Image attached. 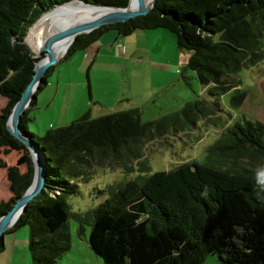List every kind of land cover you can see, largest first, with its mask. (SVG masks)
<instances>
[{
    "label": "trees",
    "instance_id": "obj_1",
    "mask_svg": "<svg viewBox=\"0 0 264 264\" xmlns=\"http://www.w3.org/2000/svg\"><path fill=\"white\" fill-rule=\"evenodd\" d=\"M67 1L0 0V95L7 99L0 110V152H22L26 163V170L20 171L0 159L11 193L0 201V215L30 185L34 173L28 149L6 127L38 60L25 38L42 14ZM84 1L111 7H126L129 2ZM157 28L172 32L177 47L190 53L186 67L211 96L238 91L239 71L264 61V0H154L145 15L77 35L63 58L88 48L109 29L129 35L136 29ZM53 67L46 70L20 120L21 130L42 156L44 186L4 232L28 227L31 264H57L70 249V215L77 219L79 238L85 237L84 224L90 225L87 240L103 264H203L207 256L224 264H264V187L245 172L216 166L214 158H209L214 165L190 160L119 182L115 189L110 185L109 197L98 205L85 213L71 212L68 197L80 190L66 175H85V180L96 163L121 164L129 171L135 160L146 171L149 166L139 158L147 142L169 133L171 124H179V116L194 126L198 116L215 115L219 106L195 99L178 112L151 121H141L137 110L98 117L87 111L68 125L36 135L28 130V111ZM244 95L238 91L231 100L238 105ZM209 150L264 159V123L235 121Z\"/></svg>",
    "mask_w": 264,
    "mask_h": 264
},
{
    "label": "rangeland",
    "instance_id": "obj_2",
    "mask_svg": "<svg viewBox=\"0 0 264 264\" xmlns=\"http://www.w3.org/2000/svg\"><path fill=\"white\" fill-rule=\"evenodd\" d=\"M76 12L88 13L69 11L60 16L58 23ZM262 41L264 44V38ZM37 50L31 49L35 56ZM189 54L177 47L175 35L166 29H136L129 35H119L111 29L90 47L78 50L68 60L63 59V55L54 64L46 84L36 95V104L28 111V130L36 135L68 125L87 111L91 117H98L117 111L137 110L141 121H151L172 115L195 99L216 102L219 106L215 115L198 116L194 126L184 116H179V124L176 127L171 124L169 133L147 142L143 158H139L149 166L146 171L141 170L135 160L133 170L129 171L121 164L96 163L85 180L82 179L85 175H66L78 184L80 190L79 195L68 197L71 212L85 213L98 205L109 197L110 185L115 186L139 175L169 170L190 160L208 165L218 163L233 171L245 172L259 183L258 173L264 171V159L248 153L223 154L219 150L212 154L209 147L235 121L258 120L264 123V61L242 68L237 74L241 80L238 91H244L245 95L235 105L231 97L238 93L236 90L221 96L207 93L194 71L186 67ZM6 100L0 95V110ZM4 152H0V159L6 164L16 165L20 171L26 170L22 152ZM209 158L216 162L212 163ZM10 197L5 169L0 168V201ZM77 226V219L70 215L67 228L71 234V246L57 264H103L102 258L89 246L90 225L84 224L83 238L78 237ZM28 239L26 225L4 233L0 264H31ZM207 264L224 263L210 256Z\"/></svg>",
    "mask_w": 264,
    "mask_h": 264
},
{
    "label": "water",
    "instance_id": "obj_3",
    "mask_svg": "<svg viewBox=\"0 0 264 264\" xmlns=\"http://www.w3.org/2000/svg\"><path fill=\"white\" fill-rule=\"evenodd\" d=\"M81 1L91 6L100 8V10H102L103 13L97 16L96 18L83 20L80 22H75L73 24L63 26L62 28L56 30L55 32H53L52 34H50L45 38L42 47L39 49L36 55V57H38V60L35 63L32 78L30 79V81L22 91L19 99L13 105L7 119L6 127L8 131L20 142H22L28 149L33 162L34 173L30 185L24 190V192L18 198H16L12 207L6 213L0 215L1 244L3 243L4 232L16 223V221L18 220V218L20 217V215L22 214L28 203L32 201L40 193V191L44 186L45 167H44V162L42 160V156L37 146L34 144V142L27 136V134L24 131L21 130L20 120L25 109L29 106L30 101L33 99L35 91L37 90L46 70L48 69L49 66L56 64L59 60L58 56H56V54L53 52L51 48L52 44L61 38H67L68 39V44L66 46V51H67L77 35L82 33H88L106 24L124 22L130 18L139 15H145L150 11V9L154 5V0L149 6L145 4L144 0H135L136 2L135 8L132 10H127L126 8L128 5L126 7H111L106 5L90 4L84 0Z\"/></svg>",
    "mask_w": 264,
    "mask_h": 264
},
{
    "label": "bare ground",
    "instance_id": "obj_4",
    "mask_svg": "<svg viewBox=\"0 0 264 264\" xmlns=\"http://www.w3.org/2000/svg\"><path fill=\"white\" fill-rule=\"evenodd\" d=\"M145 4L149 6L153 0H144ZM135 0H129V4L127 6V10H132L135 8ZM73 10H82L83 12L88 13H72L67 15V19L58 23L60 16L64 13ZM48 13V14H47ZM43 14L28 30V34L26 36V44L34 51L42 47V44L47 36L55 32L56 30L62 28L63 26L73 24L75 22H80L83 20H88L92 18H96L97 16L103 13L102 10L98 7L91 6L82 2L81 0H73L71 2H66L63 5L57 6L51 11ZM58 23V24H57ZM68 44L67 38H61L55 41L52 44V50L61 58L66 53V46Z\"/></svg>",
    "mask_w": 264,
    "mask_h": 264
},
{
    "label": "crops",
    "instance_id": "obj_5",
    "mask_svg": "<svg viewBox=\"0 0 264 264\" xmlns=\"http://www.w3.org/2000/svg\"><path fill=\"white\" fill-rule=\"evenodd\" d=\"M109 30H111V29H109ZM107 31H108V30H107ZM105 32H106V31H105ZM105 32H104V33H105ZM104 33H103V34H104ZM103 34H102V35H103ZM102 35H101V36H102ZM119 35H120V34H119ZM101 36H100V37H101ZM89 47H90V46H89ZM84 50H85V49H84ZM79 51H83V50H79ZM76 52H78V51H75V52H74L72 55H70L68 58H63V59H67V60L70 59L73 55L76 54ZM209 257H210V256H207V257L205 258L203 264H207V261H208ZM212 257H214V256H212Z\"/></svg>",
    "mask_w": 264,
    "mask_h": 264
},
{
    "label": "clouds",
    "instance_id": "obj_6",
    "mask_svg": "<svg viewBox=\"0 0 264 264\" xmlns=\"http://www.w3.org/2000/svg\"><path fill=\"white\" fill-rule=\"evenodd\" d=\"M258 176L260 177L259 183L264 185V171H261L260 173H258Z\"/></svg>",
    "mask_w": 264,
    "mask_h": 264
}]
</instances>
